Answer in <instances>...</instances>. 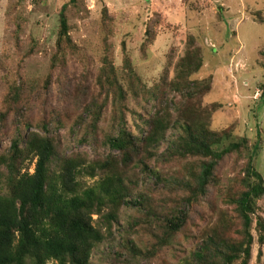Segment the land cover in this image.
<instances>
[{
    "label": "trees",
    "instance_id": "1",
    "mask_svg": "<svg viewBox=\"0 0 264 264\" xmlns=\"http://www.w3.org/2000/svg\"><path fill=\"white\" fill-rule=\"evenodd\" d=\"M255 21L263 24L260 16ZM162 22L151 11L139 47L143 59ZM114 23L103 9V51L94 75L89 71L93 82L63 83L68 60L80 56L64 13L40 87L26 77L2 79L7 86L0 125L23 112L9 148L0 153V264H90L97 247L115 233L122 244L110 264H263L264 178L255 167L264 148L261 132L251 148L233 126L211 128L220 106H202L212 77L193 79L205 63L194 38L176 61L175 74L169 61L148 86L124 42L122 68L116 66L109 43ZM257 56L264 59V48ZM56 66L66 108L50 109V120L37 121L34 109L43 97L44 104L50 100ZM54 116L58 128H78L83 144L102 150L100 157L67 156L60 136L50 131ZM129 117L141 120L136 131ZM171 129L176 134L168 139ZM166 140L171 146L160 153ZM85 178L98 180L88 186ZM125 208L127 220L118 227ZM255 243L260 248L253 259Z\"/></svg>",
    "mask_w": 264,
    "mask_h": 264
},
{
    "label": "rangeland",
    "instance_id": "2",
    "mask_svg": "<svg viewBox=\"0 0 264 264\" xmlns=\"http://www.w3.org/2000/svg\"><path fill=\"white\" fill-rule=\"evenodd\" d=\"M105 8L115 19L109 43L117 67L122 68L124 42L133 58L135 70L151 86L160 78L169 61L173 72L176 61L188 49L189 38H194L196 46L202 48L205 63L193 79L212 77L211 91L203 98L202 106H220L211 116V128L220 130L233 126L235 136L248 137L251 148L257 142L258 132L264 139V59L257 56L258 51L264 48V0H0V112L4 108L2 101L7 86L3 78L13 82L15 77H26L36 87L44 82L55 50L61 13L65 14L71 26V38L80 49V56L68 60L63 83L68 82L75 87L93 82L89 71L94 75L102 57L104 32L101 30V13ZM151 11H157L163 22L157 29V39L143 59L139 47L144 38V23ZM257 14L263 24L255 21L259 17ZM170 56L174 58L169 59ZM60 72L59 66L52 71L51 87L47 93L50 100L44 104L43 97L38 102L40 107L34 109L37 121L43 118L50 120L53 117H49L51 110L66 108L61 87L56 83ZM173 108L171 105V113L175 112ZM22 112L11 117L6 125H0V153L9 148L14 123L20 120ZM53 119L50 131L60 136L67 156L88 154L92 159L100 157L102 150L95 149L91 143L83 144L78 128L76 131L58 128L59 117L54 116ZM136 123H141V120L135 122L129 117L133 131H136ZM174 133L173 129L169 130L166 138L170 139ZM170 146L168 140L163 142L160 153ZM255 167L264 178V148L257 153ZM34 168L35 163L30 166L29 173L32 174ZM97 180L85 178L84 182L90 186ZM128 213L127 208L122 211L118 227L125 224ZM121 242L115 233L112 240L97 247L90 264H110ZM190 246L191 243L184 248L189 249ZM259 248L260 245L255 243L253 259ZM261 250L264 264V246Z\"/></svg>",
    "mask_w": 264,
    "mask_h": 264
}]
</instances>
